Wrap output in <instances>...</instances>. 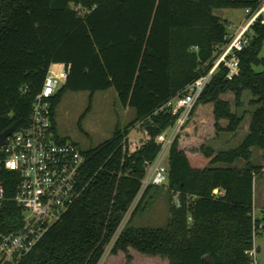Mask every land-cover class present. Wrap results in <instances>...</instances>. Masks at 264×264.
Here are the masks:
<instances>
[{"label": "trees", "instance_id": "16d2710c", "mask_svg": "<svg viewBox=\"0 0 264 264\" xmlns=\"http://www.w3.org/2000/svg\"><path fill=\"white\" fill-rule=\"evenodd\" d=\"M261 1L0 0V134L26 126L51 65L68 67L53 110L66 93L86 92L91 99L113 90L120 106L134 112L123 132L82 153L80 199L22 264H98L111 243L110 255L123 254L125 264H132L129 251L167 264H208L206 257L212 264H251L246 252L264 231L252 218L253 179L260 169L251 163V150L264 152V59L259 58L264 25L259 21L239 55L238 76L227 81L224 68L215 72L169 148L165 192L169 204L178 195L179 208L169 205L163 228L129 223L150 191L159 189L146 188L131 209L145 163L160 152L157 136L176 120L165 104L204 75L225 44L220 13L254 12ZM243 93L256 105L247 134L236 148L213 152L207 145L219 133L236 134L244 117L231 111L224 96L231 95L238 108ZM206 109L213 120L205 141L199 135L204 126L196 129L188 121L194 117L200 123ZM135 127L142 139L130 149L127 136ZM237 162L243 165L234 167ZM4 179L10 199L16 180L10 174ZM21 218L20 209L6 203L0 209V233L17 229Z\"/></svg>", "mask_w": 264, "mask_h": 264}, {"label": "built area", "instance_id": "2783aa9c", "mask_svg": "<svg viewBox=\"0 0 264 264\" xmlns=\"http://www.w3.org/2000/svg\"><path fill=\"white\" fill-rule=\"evenodd\" d=\"M243 13L244 18L238 25L225 26V44L216 52L209 70L165 104V109L176 116V120L155 140L161 149L152 163H145L139 195L148 187L166 190L169 148L215 72L224 68L227 81L238 76L239 55L249 44L250 28L258 21L264 25V0L254 12L247 9ZM67 73L65 65L48 68L41 90L30 108L26 126L12 130L0 146V209L6 203H12L20 209L22 216L17 229L0 233V264H22L43 235L78 202L84 190L81 178L85 158L73 143L58 136L52 109V99L66 82ZM5 174L13 175L16 180L10 199L5 194ZM177 197L175 194L171 200L175 208H179ZM122 224L113 241L121 232ZM263 226L264 223L259 228ZM246 255L254 264V251H248Z\"/></svg>", "mask_w": 264, "mask_h": 264}, {"label": "rangeland", "instance_id": "374dc122", "mask_svg": "<svg viewBox=\"0 0 264 264\" xmlns=\"http://www.w3.org/2000/svg\"><path fill=\"white\" fill-rule=\"evenodd\" d=\"M222 13L223 15L220 17H223L226 25L233 24L236 26L244 18V13L241 10H228ZM79 14L82 15V12ZM259 58L264 59V41ZM224 98L230 103L233 113L244 117L236 134L219 133L217 140L207 145L213 152H227L241 143L248 132L250 115L256 108L249 93L241 95L238 108L234 107L231 95H226ZM193 119L194 117L189 119L188 125L196 126V129L198 126H204V129L200 128L199 135L201 139L206 141L213 120L210 110L203 111L200 123L193 121ZM133 120V110L122 108L113 90L96 93L91 99L86 92L66 93L54 109V122L58 136L73 143L80 153L93 150L110 140L116 131L123 132ZM196 129L194 130L195 133L197 132ZM141 139L142 136L138 128L131 129L127 136L128 147L130 149L137 147ZM251 155V163L260 169L253 179L254 210L252 208V218H256L254 220H258L259 223H264V152L252 149ZM242 165V162H237L234 167H241ZM140 197L141 195L136 198L131 209L135 207ZM169 205L171 204L168 202L165 189L150 191L142 202L141 210L130 220V227L163 228L169 219ZM128 219L129 214L125 218L123 226ZM111 246L112 243L106 248L98 264H125L123 254L110 255ZM251 250L254 251V264H264V231H260L253 238ZM129 254L132 258V264L133 262L134 264H167V261L160 257H148L134 251H129Z\"/></svg>", "mask_w": 264, "mask_h": 264}, {"label": "water", "instance_id": "95a60500", "mask_svg": "<svg viewBox=\"0 0 264 264\" xmlns=\"http://www.w3.org/2000/svg\"><path fill=\"white\" fill-rule=\"evenodd\" d=\"M220 15L222 16L223 13L221 12ZM12 133V128H9L8 130H6L5 132L0 134V146L3 145L4 140ZM204 261L208 264H212L211 260L209 257H206L204 259Z\"/></svg>", "mask_w": 264, "mask_h": 264}, {"label": "crops", "instance_id": "0c3cea01", "mask_svg": "<svg viewBox=\"0 0 264 264\" xmlns=\"http://www.w3.org/2000/svg\"><path fill=\"white\" fill-rule=\"evenodd\" d=\"M253 210H254V206H253ZM254 212V211H253ZM254 219H256V218H254ZM258 250V249H257ZM167 263V262H166ZM133 264H134V262H133Z\"/></svg>", "mask_w": 264, "mask_h": 264}]
</instances>
